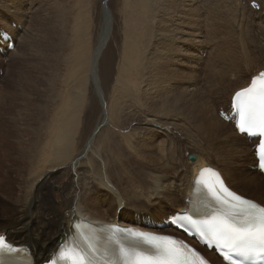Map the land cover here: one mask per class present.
I'll use <instances>...</instances> for the list:
<instances>
[{"label": "rangeland", "instance_id": "1", "mask_svg": "<svg viewBox=\"0 0 264 264\" xmlns=\"http://www.w3.org/2000/svg\"><path fill=\"white\" fill-rule=\"evenodd\" d=\"M39 1L38 0H0V29L2 27L3 19L5 20V18L11 16L16 21H19L17 18H21V23L23 25L22 26L17 25V29H19L20 31L23 29H27V31L28 30L32 31L30 33L31 37H29L28 40L24 43V45L21 47L20 53H18L17 55L18 58L16 57L12 61L9 57L7 58L8 59L7 62H3V60L0 58V68H1L0 71L3 72V73L0 72V107H2L0 109V117H2L0 118V129H1L0 141L2 134L5 133L7 134V136L5 137V139L7 140L6 143H4L3 146L0 145V161H1L0 179H1V184L3 183L4 189L6 188L5 185L9 184L11 187L14 186L13 191H16L18 193L16 198H19V202L21 203H19V205H16V210H18L19 208L22 209L29 203L30 199L34 195V192L36 191L37 182L40 183L42 178H44V176H41L42 178L39 177V179L34 178L35 180L34 179H33L34 181L32 180L33 181L32 184L29 183V185L31 186L29 187L28 185L27 186L28 188L25 187L24 189H21L18 187V186L24 187L26 185V178L29 175L27 172L29 170L28 167L25 168L20 175L16 174L18 172V169L15 168L18 165V151L23 145V142L25 141L26 138L25 134L27 130L36 131L41 129L40 133H42L43 137H45L48 131V128L47 127L45 128V124H47L48 119L51 116L52 117L61 116V118L66 116L65 114L63 115V112L66 111L68 105H71V100L73 96H81L83 94L87 95L86 97H84L85 99H83V101L86 100L87 102L86 103L83 102L84 106L82 108L83 110L81 111V116L79 120L80 128L78 129V133H77L79 135L78 136L76 135L78 153L81 151V149H83V147H85L87 142L94 136V134L98 130L97 136L99 137L98 138L96 137V142L98 143L95 142L93 145L94 149L92 148V150L96 154L93 153V151L91 150L88 151V154L86 155L87 157L84 156L83 158L79 159V161L83 163V166L85 168H89L88 172L94 171L93 175H91V178L89 176L85 179L81 178V180L83 181L80 180L79 185H77L76 187L77 190L76 192L79 195V198L80 197L82 198L84 196L89 200L91 199L90 202L93 205H104V204L109 205L111 203L113 204L114 202L115 209H117L118 204H122V202L124 203L126 202L131 207L134 206H137L139 208L146 207L147 199H151V197L153 196L152 194L154 189L153 178L155 176L164 177L168 175H175L177 173L178 168L181 167L182 164L192 163V161L189 159V155L191 154H197L198 157H200L203 160L208 159L214 164L223 166L222 163L225 161V159L221 157V154L222 152H224V150H226V148L228 147V140L230 142L231 139L229 137L228 140L227 139L223 141L214 140L213 137H210L208 135L206 129H204L206 128V125L203 123V121L201 122V120L204 114L209 117L210 107H211L210 109L212 110L214 107L220 106L219 108L220 111L222 107L226 108L229 105V97L227 95L228 92L233 87L235 81V80H230L229 78L231 75L230 73L234 69L224 74L223 79L220 82H217V85H216V79L214 80L213 77L219 74V72L224 70V67L229 63L233 53L237 51V53L240 55L242 62V65L240 66H242L243 68L249 65L251 66L259 65L260 67L262 66L263 62L262 63L259 62L260 59L263 60V53L261 52L262 39L261 38L259 39L260 35L257 33L258 31L264 33V23L261 22V20H259L261 16L264 17V4H263L264 0L262 1L235 0L236 3L233 2L234 0H230V1L229 0L228 1L227 0L224 1L223 0H182L180 3L179 10H177L178 8H176L175 12H174V8L171 5L174 0L173 1L169 0L171 1L169 2V4H167L168 0H158V1L149 0L150 2H152V4L148 1H147L148 4H146V0L144 1L138 0L139 3L136 1L137 4L135 3V0L134 2H132L133 0L130 1L129 0H39ZM156 2H163V3L160 4L157 3L159 4L157 5ZM134 3L137 6H139L138 10L139 11L142 10L141 12L136 10L138 7H135ZM140 3L142 7L141 5H138ZM223 3L232 6L231 10L229 9L228 11L229 13L221 12L222 10L221 7L224 5ZM231 3L232 4L234 3L235 5L234 4L231 5ZM126 4H128V6ZM144 4L152 8L156 4L157 6L153 8V11H156L155 8L158 9L157 7L159 6L161 7V8L159 7L157 12H155L157 14L156 15L157 17H155V19L153 18L155 14L151 10L152 8L149 9L148 7H145ZM163 4L165 5V7H162ZM132 6H134V8ZM143 6L145 7L146 11L151 10L150 13L149 11L146 12ZM131 7L132 10L129 9ZM170 8H172L173 12L171 11ZM107 11L110 13L112 18V27L109 26V30L107 33V35L110 38L108 37V39L104 40L105 36H103L102 39L100 35H102L101 33H102L103 23L105 22L106 18H109V16L107 15ZM130 12L131 14L134 12V15L132 14L134 17L130 15ZM135 13H137L136 16L139 14H140L139 16H141V18L137 16L138 20H140L139 23L141 24V27H143L141 28V32L139 29L140 24L134 22V21H138L136 20L137 18L135 17ZM147 13H149L148 16L152 15L151 17L154 20L150 19L149 21H147L148 20L146 18ZM163 13H165V15ZM171 13L172 14L175 13V15L177 14L178 18L171 19V15H172ZM226 13L228 15H226ZM131 16L133 17V19L135 18L134 21L131 18ZM225 16H227L229 20L230 19L232 20L229 21L227 18H225L226 20H228L227 23L226 21L223 20L224 18H222ZM35 17H36V22H35L36 24L34 25L33 23ZM218 17L219 18L221 17L222 21L221 18L218 19ZM157 18L160 19L161 22ZM215 18L218 19L219 21L216 20ZM165 19L170 20L169 25L171 24V22L172 24L174 23V25L169 26L168 23H165V21H167ZM126 22L128 24L130 22L131 23L130 25H128L126 24ZM232 22L235 23L232 24ZM162 23L165 24L166 26L163 25ZM225 23H227L228 26ZM147 24H149V26ZM217 24L219 26H217ZM131 25L134 27V29H132ZM225 25L227 27H224ZM128 26H131L130 30H128L129 29ZM152 26H154L153 29L151 28L152 31H150L151 29L147 30ZM137 27L139 29L137 30L138 32L136 31ZM144 27L146 33L145 30H143ZM175 29H177L178 31L177 30L175 31ZM59 30H63V31L60 38V43H58V46L56 48V44L58 42L57 34ZM158 30L159 32H161L160 34L162 35V37L159 34ZM128 31H132V33ZM142 31L145 33L144 34L145 36L143 35ZM163 31L164 33H162ZM169 31L171 34L169 33ZM152 32L153 33L157 32L159 35L157 33L154 35ZM151 33L152 35L155 36L156 40L154 39V36L151 35ZM174 33H176V37L174 36ZM135 35H139L140 37ZM236 35L238 37L237 40L239 42H240L239 39H242L243 41L242 43L240 42L241 50L243 48H247L250 50L248 56H245L244 53L239 50L238 41L235 40ZM170 36L172 38H170ZM136 37H138L139 40ZM146 37L152 40V41L149 40L150 43L148 44L145 43ZM134 38L136 39V42ZM101 41L102 42L104 41L106 44L102 45V51L99 50L100 54H99V59L97 61V64L99 66V72L98 70H96V75L98 76L96 80V82L98 83L97 85L96 83H94L95 81L93 82L91 79L89 81V77L88 78L84 77L86 78V79L83 78L85 81L83 79L81 80L80 78L84 76L82 75L83 73L84 74L88 73V71L85 70H88L87 68L89 67L91 54L94 55L96 54V52L98 51V46L100 44L99 42ZM160 41L162 42V44H159ZM166 41L169 42L168 45L165 44ZM132 42H134L133 45ZM140 43L141 44L143 43L142 46ZM146 45L148 47L149 45L152 47H149L150 49H148ZM231 46L235 50L230 48ZM55 48L58 50L57 58H56V53H54ZM145 48H147L145 52L146 57L148 56L147 58L149 59V56L151 55L150 56L151 62H149V60L146 57L145 59L143 56H141V54L145 51ZM199 49L200 51L197 52ZM155 50L156 52H154ZM231 51L232 53H230ZM226 55H229L230 58L229 56ZM254 56H257L259 60L255 61ZM7 59H5V61ZM143 60L145 61L148 60V62H145ZM155 61L156 62L159 61V62L156 63V65L153 64L151 66V67H155L153 68L154 69L153 70L148 65H151ZM142 62H144V64L147 63V67H145L144 64H139ZM138 65L140 66L143 65L145 67L143 70L147 68L146 69L147 71L141 72L142 70L140 69L143 66L137 67ZM54 66L58 70L57 72V77H59L58 80L55 79V77L53 79L52 76L54 72ZM124 66L125 68L127 66V69L123 70L122 67L124 68ZM163 66L165 67V69ZM151 69L153 71H151ZM7 70H10V72ZM126 70L128 72V75L126 73ZM121 72L126 74L128 77H126V75H123V73ZM168 74L169 76L171 75L170 78ZM150 75L151 77H149ZM139 76L142 77L140 78ZM122 78L125 80L126 79L129 80V81L126 80L128 82L127 86H125L126 81L120 80ZM151 78L153 79V81L154 80L156 81L159 80V81L157 82L154 81V84H151L150 82H153ZM161 78L164 79L162 80ZM116 81H119V88L121 89V90L119 89V91L122 92L120 94L119 92L118 93L115 92L116 95H114V89L112 88H114ZM122 81H124L123 84ZM159 84L160 86L162 85L161 88ZM98 86H101V89L103 91L102 94L100 92L98 93L99 91V89H97L99 88ZM44 88H48V95H50L51 97L50 100H47L48 95L46 92H44ZM123 89L124 91L129 90L128 93L127 91L124 92ZM85 90L86 92H84ZM58 93H61V97L63 96V98H60L61 100L58 99L59 98ZM124 93H127L128 95ZM204 93L206 94V96ZM130 94L132 95V97ZM57 95L58 98L56 97ZM101 95L104 96V98L100 97ZM117 95L120 98H118ZM2 96L4 97L3 99H1ZM124 97L125 99H123ZM111 98L113 99L111 100ZM117 98L120 99V101ZM69 100L70 102H67ZM145 100L148 101V104L147 101ZM107 101L108 103L109 101H111L109 103L110 122H111V123L109 122L108 125L109 128L107 127V125L106 126H102V124L99 125L101 116L105 112L104 109L102 108H104V105L106 104ZM154 101L156 102L154 103ZM62 102L64 103V105ZM113 102H115L116 104ZM125 102H127L129 105ZM110 104H111V108H110ZM209 104L210 105L212 104V106H208ZM128 106H130L131 108ZM59 108L62 110H60ZM118 108L120 109L124 108V109L120 110ZM168 109L171 111H169ZM134 110H136L135 111L136 113H133ZM121 111H123L125 114L124 113L121 114ZM113 113L117 115L114 116L112 115ZM119 114H121L120 115L121 117L118 116ZM165 114L167 115L165 116ZM35 116H39L38 118L39 121L37 120L36 122L33 119ZM144 116L154 117L155 119H157L156 121L159 122L158 124L161 125L155 127L157 129L154 128L151 129L145 127V125L143 124ZM111 117L115 119L111 120ZM43 119H45L44 120L45 124L44 125L39 124V122H42ZM139 120L142 123H140ZM52 121L53 120L49 121L50 124ZM64 123H65L64 121L61 122V124ZM118 124L120 126H118ZM226 124L227 126H229L228 123ZM134 125H136L135 129L133 128ZM100 126L102 127L99 128ZM229 127L232 128L231 126ZM136 128H138L137 131ZM106 129H112L113 130V131L111 130L112 135L109 134L107 135L105 133ZM60 130H62V128H60ZM129 130L130 132H128ZM60 134L61 133H59V135ZM141 139L142 141H140ZM148 144L149 147L150 145L151 146L153 145L151 147V149L153 150H151L148 147ZM140 145L143 148H145L146 146V148L144 149L145 151ZM97 152H100L101 155L99 153L100 156H98ZM102 156H104L105 160H103ZM7 160L9 161L8 164L6 163ZM87 161H89V163ZM156 161L159 163H157ZM53 166L52 167L48 166V168H46V171L48 172V170H52V168L54 170V172L52 173L55 174V177L53 181L49 183L50 186L48 188L52 197L51 199L56 202L57 199L54 196L55 192L60 190L62 184L68 183L66 172L68 173L69 171L70 173L69 178H71V180L74 174L72 173L71 169H66L65 167H63L62 164H57L56 167L55 165ZM91 166H93L94 169ZM101 167L105 168V170L102 169ZM96 168L101 172H99ZM241 169H245L246 171L247 169H249V165L247 161H246V165L241 166ZM96 172H99V174H97ZM52 173H49L47 177L50 178L52 176ZM102 173L105 174V177L102 176L103 175ZM64 176L66 178H64ZM100 177L101 180L99 179ZM105 178H107L106 180L109 181L110 184L116 189V193L107 190L105 186H103V184L106 183ZM37 179L40 181H38ZM94 180H96V182L100 181L101 183L100 182L98 183H100L101 185L97 184ZM87 183L90 184L87 185ZM11 184H13V186ZM26 188L28 189V191ZM82 188L85 190H83ZM84 191H89V192H84ZM31 192L32 194H30ZM87 193L88 195H86ZM245 193L251 196L252 195L256 196V193L254 192L251 193V190L249 191L247 190ZM25 198L27 201L25 200ZM117 199H120L122 202L116 201ZM0 203L7 204L8 201L2 198L0 200ZM9 205H11L10 202ZM102 211L104 212L103 209Z\"/></svg>", "mask_w": 264, "mask_h": 264}, {"label": "bare ground", "instance_id": "2", "mask_svg": "<svg viewBox=\"0 0 264 264\" xmlns=\"http://www.w3.org/2000/svg\"><path fill=\"white\" fill-rule=\"evenodd\" d=\"M39 1V0H38ZM130 1V0H129ZM136 1L139 3L138 0H135V3ZM144 1V0H143ZM150 2L149 0H146V4ZM158 1V0H156ZM173 1V0H172ZM182 0H174L173 3L171 4L172 7L174 8V12H175V9L178 8L177 10H179L180 8V3H181ZM224 1V0H223ZM222 1V2H223ZM228 1V0H227ZM226 1V2H227ZM230 1V0H229ZM262 1V0H261ZM40 2V1H39ZM134 2V0L132 1ZM155 2V1H153ZM169 2L171 1H167V4H169ZM221 2V1H220ZM235 2V0L233 1ZM134 3V4H135ZM144 3V2H143ZM152 4V2H150ZM157 3H163V2H156ZM230 3V2H229ZM236 3V2H235ZM258 3V2H257ZM261 3V2H260ZM33 4V3H32ZM137 4V3H136ZM135 4V7H138L136 10L139 11V6H137ZM146 4L145 7H148ZM159 5V4H157ZM165 4V3H164ZM163 4L162 7H165V5ZM224 5H226V3H223ZM234 4V3H233ZM231 3V5H233ZM263 4H264V1H263ZM128 6V4H126ZM125 5V6H126ZM130 5V4H129ZM138 5H141L138 4ZM154 5V4H153ZM216 5V4H215ZM223 5V6H224ZM235 5V4H234ZM43 6V5H42ZM152 6V5H151ZM154 6V7H155ZM221 6V5H220ZM221 7L222 10L221 12H228L229 9L231 10L232 6L230 5H226L224 7ZM40 7V6H39ZM134 8V6H132ZM132 7L129 8L132 10ZM142 7V5H141ZM144 7V6H143ZM144 7V9H145ZM153 7V8H154ZM160 7V6H159ZM159 7H157L159 9ZM3 8V7H2ZM149 9H151L152 7H148ZM147 8V9H148ZM153 8L151 9L153 11ZM161 8V7H160ZM167 8V7H166ZM217 8V7H216ZM219 8V7H218ZM38 9V8H37ZM128 9V8H127ZM141 9V8H140ZM143 9V8H142ZM155 8L156 11H153L155 16L153 17L155 19V17H157L156 13L157 10ZM171 11H172V8H170ZM150 10V11H151ZM163 10V9H162ZM169 10V9H168ZM218 10V9H217ZM127 11V10H126ZM130 11V10H129ZM142 11V10H141ZM139 11V12H141ZM146 11V9H145ZM143 11V12H145ZM149 10H147L146 12H148ZM149 11V13H150ZM20 12V11H19ZM136 12V11H135ZM164 12V11H163ZM166 12V11H165ZM169 12V11H168ZM173 12V11H172ZM217 12V11H215ZM257 12V11H256ZM48 13V12H47ZM106 13V12H105ZM146 15V18L148 19L147 21H149L150 19L152 20L153 18L151 16H148V14ZM159 13V11H158ZM229 13V12H228ZM233 13V12H231ZM260 13H263V12H260ZM36 14V13H35ZM129 14V13H128ZM134 15V12L132 13ZM131 12H130V15H132ZM137 13H135V17L137 18L141 16L137 15ZM165 15V13H163ZM172 14V13H171ZM212 14V13H211ZM21 15V13H20ZM132 15V16H133ZM142 15H145V14H142ZM162 15V14H161ZM167 15V14H166ZM220 15V14H218ZM224 15V14H222ZM226 15H228L226 13ZM231 15V14H230ZM128 16V15H127ZM131 16V18L133 19V17ZM176 16V17H175ZM234 16V15H233ZM2 17V16H1ZM34 17V16H33ZM160 17V16H159ZM145 18V17H144ZM143 18V19H144ZM145 18V19H146ZM167 18V17H166ZM170 18V17H169ZM174 18H178V15L175 13L171 15V19H174ZM221 18V17H220ZM218 17V19H220ZM224 18L223 20L226 21L228 23V20L229 18H227V16L225 17H222ZM222 18H221V21H222ZM225 18H227L228 20H226ZM234 18V17H233ZM19 21H16L15 19H13L11 16H8L7 18H5V20L3 19V23H2V27L1 28H4L6 30H8L7 32H9L10 34H12L13 36V40L15 41V46H14V49L13 50H6V54L4 56H2V60L3 62H7L8 59L10 57V59L13 61L18 53H20V49L21 47L24 45V43L28 40L30 36V33L32 32L31 30H28L27 29H23V30H19L17 28H14L12 27L13 26V23H16L17 25H23L21 23V18H17ZM130 19V18H129ZM142 19V20H143ZM144 19V20H145ZM153 19V20H154ZM158 19V18H157ZM216 19V18H215ZM216 19V20H218ZM112 20V19H111ZM128 20V18H127ZM135 20V18L133 19V21ZM138 20V18L136 19ZM160 20V19H158ZM167 20V19H165ZM232 19H230L229 21H231ZM234 20V19H233ZM259 20H261V22L264 23V17H260ZM33 21V20H31ZM131 21V22H133ZM163 21V19H162ZM173 21V20H172ZM215 21V20H214ZM219 21V20H218ZM220 21V23H221ZM36 17L34 19V25L36 24ZM128 22V21H127ZM126 22V24H128ZM130 22V23H131ZM135 23H139L140 20L138 21H134ZM156 22V21H155ZM154 22V23H155ZM161 22V20H160ZM258 22V21H257ZM256 22V24H257ZM130 23L128 25H130ZM134 23V25H135ZM148 23V22H147ZM151 23V22H149ZM157 23V22H156ZM164 23V22H163ZM162 23V24H163ZM165 23H170V20H167L165 21ZM225 23V24H227ZM235 23V22H234ZM232 22V24H234ZM133 24V23H132ZM140 24V23H139ZM138 24V25H139ZM159 24V23H158ZM186 24V23H185ZM184 24V25H185ZM223 24V23H222ZM221 24V25H222ZM231 24V23H230ZM32 25V24H30ZM29 25V26H30ZM33 25V26H34ZM82 25V24H81ZM149 26V24H147ZM156 25V24H155ZM165 25V24H163ZM162 25V26H163ZM174 25V23L169 25V26H172ZM213 25V24H212ZM103 28H102V35L101 38L103 39V36H105L104 40L108 39V30H109V26L112 27V21H110V18H106L105 22L103 23ZM132 26V25H131ZM131 26H128L130 30ZM151 26V25H150ZM166 26V25H165ZM164 26V27H165ZM189 26V25H188ZM210 26V25H209ZM217 26H219L217 24ZM223 26V25H222ZM221 26V27H222ZM228 26V24H227ZM226 25L224 27H227ZM32 27V26H31ZM136 27V26H135ZM139 27V26H138ZM137 30L140 29V32H141V24H140V28ZM154 26L148 28L147 30L149 29H153ZM156 27V26H155ZM62 28V27H61ZM208 28V27H206ZM210 28V27H209ZM230 28V27H228ZM233 28V27H231ZM32 29V28H31ZM132 29H134V27L132 26ZM152 29L150 31H152ZM155 29V28H154ZM160 29V28H159ZM173 29V28H172ZM214 29V27H213ZM113 30V29H112ZM145 30V27L144 29ZM165 30V29H164ZM167 30V29H166ZM169 30V29H168ZM177 29H175L176 31ZM235 30V29H234ZM27 31V32H26ZM62 31L63 30H59L58 31V34H57V44H56V48L58 46V43H60V38H61V35H62ZM135 31V32H136ZM149 31V33H150ZM162 31V30H160ZM172 31V30H170ZM169 31V33H170ZM178 31V30H177ZM26 32V33H25ZM112 32V31H111ZM130 33H132V31H128ZM138 32V31H137ZM136 32V33H137ZM143 32V31H142ZM155 32V31H154ZM159 32V30H158ZM216 32V31H215ZM24 33V34H23ZM134 33V32H133ZM135 33V34H136ZM145 33H146V30H145ZM143 32V35L145 34ZM148 33V32H147ZM153 33V32H152ZM151 33V35H152ZM157 33V32H156ZM156 33H153L154 35ZM161 32H159L160 34ZM164 33V31L162 32ZM166 33V32H165ZM173 33V32H172ZM233 33V31H232ZM235 33V32H234ZM23 34V35H22ZM139 34V33H138ZM141 34V33H140ZM158 34V33H157ZM158 34V35H159ZM171 34V33H170ZM169 34V35H170ZM189 34V33H187ZM260 35L259 39L261 38L262 39V50L261 52L263 53V60L260 59L257 57V56H254V60L255 61H258L260 63H262V66L260 67L259 65H254V66H247V67H242L240 65H242V62H241V57L240 55L237 53V51L235 53H233L229 63L224 67V70L219 72V74H217L216 76L213 77V79L215 80L216 79V85H217V82H220L223 77H224V74H226L227 72L231 71L232 69H234L230 74V80H235L234 81V85L233 87L231 88V90L228 92V97H229V104L231 103V98L233 96V94L238 91V90H241L243 88H245L249 82L251 81L252 77L256 76V75H259L260 73L264 72V33L261 32V31H258V33ZM107 35V36H106ZM132 35V34H131ZM152 35V36H154ZM161 35V34H160ZM167 35H168V32H167ZM233 35V34H232ZM134 36V35H133ZM135 36H139V35H135ZM142 36V35H141ZM145 36V35H144ZM143 36V37H144ZM148 36V34H147ZM166 36V35H165ZM174 36L176 37V33H174ZM140 37V36H139ZM150 37V36H149ZM162 37V35H161ZM168 37V36H167ZM21 38V39H20ZM110 38V37H109ZM138 38V37H136ZM142 38V37H141ZM152 38V37H151ZM166 38V37H165ZM170 38H172L170 36ZM234 38V37H232ZM237 35H236V41L237 40ZM101 39V40H102ZM131 39V38H130ZM133 39V38H132ZM154 39H155V36H154ZM159 39V38H158ZM157 39V40H158ZM164 39V38H163ZM135 42H136V39L134 38ZM133 40V41H134ZM139 40V38H138ZM137 40V41H138ZM142 40V39H140ZM149 38L146 37L145 38V43L148 44L150 43L149 42ZM156 40V39H155ZM171 40V39H170ZM240 42L242 43V39H239ZM99 41V40H98ZM144 41V40H143ZM152 41V40H150ZM131 42V40H130ZM141 42V41H140ZM161 42V41H160ZM159 44H162V42ZM217 42V41H216ZM240 42L238 41V46H239V50L241 52L244 53L245 56H248L249 55V52L250 50L247 49V48H243L241 50V47H240ZM252 42V41H251ZM100 43V44H99ZM99 46H98V51L96 52V54H91V58H90V62H89V67L87 68L88 70H85V71H88V73L86 74H82L84 75L82 78H80L81 80L86 77L88 78L89 77V81L90 79L96 83L98 85V83L96 82L97 80V75H96V70H98L99 72V66L97 64V61L99 59V54H100V51H102V45L103 44H106L104 41L102 42H99ZM168 41L165 42V44L168 45ZM134 44V42H132V45ZM137 44V43H136ZM139 44V43H138ZM141 44V43H140ZM143 44V43H142ZM141 44V46H142ZM235 44V43H233ZM9 45V41H6L4 42V48L7 49V46ZM131 45V46H132ZM158 45V44H157ZM170 45V44H169ZM230 45V44H229ZM106 46V45H104ZM147 46V45H146ZM145 46V47H146ZM154 46V45H153ZM171 46V45H170ZM149 47H152L149 45ZM148 46L147 48L150 49ZM172 47V46H171ZM228 47V45H227ZM55 48L54 50V53H56V58L58 56V50ZM131 48V47H130ZM145 48V51L141 54V56H143L144 58L146 57V49ZM170 48V47H169ZM232 48V46L230 47ZM234 49V48H232ZM143 50V49H142ZM161 50V49H160ZM228 50V49H227ZM235 50V49H234ZM22 51V50H21ZM153 51V50H152ZM158 51V50H157ZM163 51V49H162ZM200 49L197 51L199 52ZM148 52V51H147ZM156 52V50L154 51ZM173 52V51H172ZM229 52V51H228ZM63 53V52H62ZM149 53V52H148ZM147 53V54H148ZM151 53V52H150ZM167 53V52H166ZM232 53V51L230 52ZM133 54V52H132ZM152 54V53H151ZM150 55V54H149ZM156 55V54H155ZM160 55V54H159ZM172 55V54H171ZM205 55V54H204ZM133 56V55H132ZM151 56V55H150ZM150 56H149V62L150 61ZM170 56V55H169ZM226 56H229V55H226ZM159 57V56H158ZM204 57V56H203ZM18 58V57H17ZM142 58V59H144ZM145 58V59H146ZM230 58V56H229ZM5 59H7L5 61ZM132 59V58H131ZM134 59V57H133ZM140 59V58H139ZM158 59V58H157ZM156 59V60H157ZM162 59V58H161ZM169 59V58H167ZM145 61V62H148ZM155 60V59H154ZM127 61V60H126ZM139 61V60H138ZM142 61V60H141ZM140 61V62H141ZM153 61V60H152ZM220 61V60H219ZM159 62V61H158ZM158 62H154L152 63L151 65H148V66H152L153 64L156 65V63ZM166 62V61H165ZM12 64V63H11ZM131 64V63H130ZM139 64H144V62L142 63H139ZM133 65V64H132ZM164 65V64H163ZM169 65V64H168ZM193 65V64H192ZM11 66V65H10ZM140 65H138L137 67H139ZM143 66V65H142ZM140 66V67H142ZM145 67H147V63L144 64ZM142 67L140 70H142L141 72H144V71H147L146 69L143 70L145 67ZM158 66V65H157ZM135 67V66H134ZM136 67V69H137ZM164 67V66H163ZM168 67V66H166ZM10 68V67H9ZM149 68V67H148ZM152 69L155 68V67H151ZM123 70L127 69V66L125 68L122 67ZM135 69V70H136ZM151 69V71H153ZM165 69V67H164ZM1 70V68H0ZM11 70V69H10ZM10 70H7L10 72ZM121 70V71H123ZM134 70V69H133ZM84 71V72H85ZM57 68L54 66V72L52 74L53 76V79L55 77V79L58 80L59 77H57ZM80 72V71H79ZM97 72V73H98ZM125 72V71H124ZM159 72V71H158ZM170 72V71H168ZM8 73V72H7ZM123 73V72H121ZM126 73L128 75V72L126 70ZM146 73V72H145ZM156 73V72H155ZM173 73V72H172ZM88 74V75H87ZM161 74V73H159ZM171 74V73H170ZM86 75V76H85ZM123 75H126L123 73ZM126 75V77H128ZM139 75V73H138ZM142 75V74H141ZM152 75V74H151ZM151 75L149 77H151ZM163 75V74H162ZM160 75V76H162ZM167 75V74H166ZM173 75V74H172ZM146 76V75H145ZM155 76V75H154ZM159 76V75H158ZM169 76V74H168ZM171 76V75H170ZM169 76V78H170ZM57 77V78H56ZM125 77V78H126ZM140 77V76H139ZM142 77V76H141ZM140 77V78H141ZM84 78V79H86ZM155 78V77H154ZM157 78V76H156ZM159 78V77H158ZM166 78V77H165ZM83 79V80H84ZM150 79V78H148ZM152 79V78H151ZM162 79V78H161ZM164 79V78H163ZM162 79V80H163ZM79 80V81H81ZM118 80V79H117ZM120 80H124L126 81L125 79H120ZM139 80V79H138ZM141 80V79H140ZM147 80V79H145ZM176 80V79H175ZM182 80V79H181ZM185 80V79H184ZM56 81V80H55ZM85 81V80H84ZM88 81V80H87ZM88 81V82H89ZM122 81V84L123 82ZM129 81V80H127ZM126 81V85L127 86V82ZM153 81V79H152ZM156 81V80H154ZM154 81L153 82H150L151 84H154ZM159 81V80H157ZM156 81V82H157ZM161 81V80H160ZM83 82V81H81ZM87 82V83H88ZM121 83V82H120ZM142 83V82H141ZM148 83V82H147ZM162 83V82H161ZM168 83V82H167ZM86 84V82H85ZM149 84V83H148ZM165 84V83H164ZM166 85V84H165ZM193 85V84H192ZM55 86V85H54ZM122 86V85H121ZM130 86V85H128ZM158 86V85H157ZM160 86V84H159ZM162 86V85H161ZM160 86V88H161ZM46 87V86H45ZM56 87V86H55ZM99 88V91L98 93L100 92L102 94V89H101V86H98ZM123 87V86H122ZM136 87V86H135ZM144 87V86H143ZM147 87V86H146ZM151 87V85H150ZM156 87V86H155ZM168 87V86H167ZM88 88V87H87ZM126 88V87H124ZM96 89V88H95ZM114 95L115 92H119V94L122 92L119 91V81H116L115 83V86L114 88ZM128 89V88H127ZM152 89V88H151ZM158 89V88H157ZM156 89V90H157ZM164 89V87H163ZM121 90V89H120ZM143 90V89H142ZM154 90V88H153ZM52 91V89H51ZM50 91V92H51ZM124 91V89H123ZM128 91L129 90H125ZM124 91V92H125ZM152 91V90H150ZM168 91V90H167ZM195 91V90H194ZM3 92V91H2ZM5 92V90H4ZM44 92L47 93L48 95V88H44ZM65 92V91H64ZM86 92V90L84 91ZM148 92V91H147ZM155 92V90H154ZM158 92V91H157ZM170 92V90H169ZM168 92V93H169ZM192 92V91H191ZM190 92V93H191ZM203 92V91H201ZM62 93V92H61ZM61 93H58L59 94V98H58V95L56 96L58 99L60 98H63V96L61 97ZM127 93H124V94H127ZM142 93V92H141ZM184 93V92H183ZM187 93V92H186ZM185 93V94H186ZM123 94V93H122ZM145 94V93H144ZM155 94V93H154ZM159 94V93H157ZM199 94V92H198ZM205 94V93H204ZM203 94V95H204ZM46 95V96H47ZM81 95V96H73L72 97V100H71V105H68L67 109L65 112H63V115L65 114L66 116L62 117L61 116H51L48 121H47V124L44 123V120L42 122H39V124L41 125H44L45 124V128L47 127L48 128V131H47V135L45 137H43V134L40 133L41 129L40 130H36V131H32V130H27L25 136V141L23 142V145L21 146V148L19 149L18 151V165L15 167L18 169V172L16 174H21L25 168H29V170L27 171L29 175L31 176H27L26 178V185L24 187H20L18 185L19 188L21 189H24L25 187H27L29 185V183L32 184V182L35 180L34 178H38L41 177V176H44V178H40L41 182L38 183L37 182V187H36V191L34 192V195L33 197L30 199L29 203L23 207L22 209H18L16 210V205H19V198H16L18 193L16 191H13V184H11L13 187H11L9 184L5 185V187L7 188H3V183L1 184V179H0V200L3 198L5 200L8 201L7 204H4V203H0V233H5L6 235H8V239L12 242H15L17 245H24V246H30L33 250V256H34V259L35 261L38 263V262H41V261H44V260H47L53 251L56 250V248L58 247V244L63 241L65 239V237L72 231V224L74 223L75 220L79 219V218H85V219H88V220H92V221H95V222H103V223H120V224H123V225H136V226H139V227H146L144 225L145 221L148 219V218H151L152 220L156 221V222H163L165 219L168 218V216L170 214H173V213H176V212H179L181 210H186L189 206V201H190V198H191V193H192V189H193V180L195 178V176L197 175V173L199 172L200 169L204 168V167H214V168H217L220 170L221 174L224 176L225 180H226V183L227 185L232 189L234 190L235 192L237 193H240L241 195L247 197V198H250L256 202H258L259 204H261L262 206H264V174H262L260 171H258L256 169V165H257V161L255 159V150H252V147L254 145L257 144L258 140H252L250 141L246 135H240L234 124L231 123V122H224V120L220 117L219 115V108L220 106L218 107H214L212 110L209 108L210 110V113H209V117L207 115L204 114V116H202V120L201 122L203 121V123L206 125V131L208 133V135L210 137H213L214 140H228V138L230 137L231 141L229 142L228 140V147L226 148V150H224V152H222L221 154V157L225 159V161L222 163L223 166H219L217 164H214L212 163L211 161H209L208 159L206 160H203L201 159L200 157H198L197 155V158L195 161H192L191 164H182L181 167L178 168L177 170V173L175 175H168V176H155L153 178V185H154V189H153V196L151 197V199H147L146 201V207L144 208H139L137 206H134V207H131L128 205V203H124L122 202L120 199H117L116 201H121L122 204H118V208L115 209V206H114V202L113 204H104V205H93L91 204L90 200L87 199L86 197H80L79 198V195L77 194V190H76V187L77 185H79L80 183V180L81 178H87L88 176L91 178V175H93V172H88V169L89 168H85L83 166V163H81L79 161L80 158H83L84 156H86L88 154V151H91L92 148H93V145L94 143L96 142V137L98 138L99 136H97V132L94 134V136L87 142V144L85 145V147H83V149H81V151L78 153L77 152V136L79 134L78 133V129L80 128L79 126V120H80V116H81V111L83 110V102H87L86 100L83 101V99H85L84 97H86L87 95ZM128 95V94H127ZM131 95V94H130ZM129 95V96H130ZM143 95V94H142ZM5 96V95H4ZM52 96V95H51ZM110 96V95H109ZM113 96V94H112ZM118 96V95H117ZM116 96V97H117ZM124 96V95H123ZM122 96V97H123ZM148 96V95H147ZM151 96V94H150ZM165 96V95H164ZM191 96V95H190ZM206 96V94H205ZM50 95L47 96V100H50L51 97ZM100 97H103L104 96H100ZM132 97V95H131ZM156 97V96H155ZM159 97V96H158ZM202 97V96H201ZM4 97L2 96L1 99H3ZM118 98H120L118 96ZM117 98V99H118ZM130 98V97H129ZM145 98V96H144ZM154 98V97H153ZM164 98V97H163ZM110 99V98H109ZM113 98H111L112 100ZM125 99V97L123 98ZM147 99V98H146ZM151 99V98H150ZM157 99V98H156ZM160 99V98H158ZM61 100V99H60ZM120 101V99H118ZM117 100V101H118ZM144 100V99H143ZM149 100V99H148ZM147 101V100H145ZM151 101V100H150ZM163 101V100H162ZM2 102V100H1ZM4 102V100H3ZM55 102H58V101H55ZM67 102H70L67 101ZM111 101H109L110 103ZM116 102V101H115ZM113 102V103H115ZM144 102V101H143ZM156 101H154L155 103ZM158 102V101H157ZM63 103V102H62ZM103 103V102H102ZM101 103V104H102ZM109 103L108 101L106 102V104L104 105V113L102 114L101 116V119H100V123L99 125L102 124V126H106L108 127L109 125V122H110V111H109ZM119 103V102H118ZM127 103V102H125ZM131 103V102H130ZM160 103V102H159ZM37 104V103H36ZM116 104V103H115ZM128 104V103H127ZM133 104V103H132ZM147 104H148V101H147ZM64 105V103H63ZM122 105V104H121ZM124 105V104H123ZM129 105V104H128ZM145 105V103H144ZM155 105V104H153ZM3 106V104H2ZM126 106V104H125ZM132 106V105H130ZM128 106V107H130ZM152 106V105H150ZM208 106H212V104L208 105ZM63 107V106H62ZM124 107V106H123ZM135 107V106H134ZM137 107V106H136ZM155 107V106H153ZM157 107V106H156ZM2 107H0L1 109ZM110 108H111V104H110ZM131 108V107H130ZM133 108V107H132ZM139 108V107H138ZM150 108V107H148ZM223 108V107H222ZM60 109V108H59ZM65 109V108H64ZM120 109V108H118ZM124 109V108H123ZM123 109H120V110H123ZM137 109V108H136ZM62 110V109H60ZM128 110V109H127ZM169 110V109H168ZM206 110V109H205ZM117 111V110H116ZM129 111V110H128ZM136 110L133 111V113H136L135 112ZM171 111V110H169ZM113 112V111H112ZM119 112V111H118ZM117 112V114H118ZM126 112V111H125ZM132 112V111H131ZM149 112V110H148ZM173 112V111H172ZM124 113L123 111H121V114ZM130 113V112H129ZM128 113V115H129ZM153 113V112H152ZM151 113V114H152ZM58 114V113H57ZM116 114V115H117ZM121 114H119L118 116H120ZM125 114V113H124ZM127 114V113H126ZM138 114V113H137ZM53 115V114H52ZM112 115L116 116L115 113H113ZM135 115V114H134ZM167 114H165L166 116ZM123 116V115H122ZM140 116V115H139ZM138 116V117H139ZM153 116V115H152ZM158 116V115H157ZM170 116V115H169ZM121 117V116H120ZM2 118V117H0ZM39 116H35L33 119L37 122V120L39 121ZM123 118V117H122ZM129 118V117H128ZM112 119H115V118H112L111 117V120ZM120 119V118H119ZM117 119V120H119ZM50 120H53L50 124ZM130 120V119H129ZM137 120V119H136ZM157 119H155L154 117H150V116H147V117H143V124L145 125V127L147 128H154V129H157L155 127L157 126H160L156 121ZM64 121L65 123L64 124H61V122ZM124 121V120H123ZM140 121V120H139ZM49 122V123H48ZM113 122V121H112ZM118 122V121H117ZM137 122V121H136ZM134 122V123H136ZM81 123V122H80ZM111 123V122H110ZM140 123H142L140 121ZM139 123V124H140ZM229 124V126H231L232 128H230L229 126H227V124ZM50 124V125H49ZM105 124V125H104ZM122 124V123H121ZM98 125V126H99ZM113 125V124H112ZM102 126H100L99 128H101ZM111 126V125H110ZM118 126H120L118 124ZM124 126V125H123ZM135 126H133V128L135 129ZM138 126V125H137ZM141 126V125H140ZM113 127V126H112ZM60 128H62V130H60ZM109 128V127H108ZM96 129V128H95ZM103 129V128H102ZM113 129V128H112ZM112 129H106L105 130V133L108 135H112V132L111 130ZM128 129V128H126ZM138 128H136V131H137ZM44 130V129H43ZM47 130V129H45ZM117 130V128H116ZM122 130V129H121ZM131 130V129H130ZM130 130L128 132H130ZM144 130V129H142ZM146 130V129H145ZM1 131V129H0ZM100 131V130H99ZM104 131V130H103ZM113 131V130H112ZM118 132V131H117ZM133 132V131H131ZM135 132V131H134ZM140 132V131H139ZM146 132V131H145ZM148 132V130H147ZM146 132V133H147ZM165 132V131H164ZM5 133V132H4ZM59 133H61L59 135ZM116 133V132H115ZM137 133V132H136ZM141 133V132H140ZM166 133V132H165ZM203 133V132H202ZM117 134V133H116ZM77 135V136H76ZM99 135V134H98ZM136 135V134H135ZM151 135V134H150ZM7 136V134H2V137H1V141H0V145L3 146L4 143H6V139L5 137ZM106 136V135H105ZM102 137V136H101ZM104 138V137H103ZM205 138V137H204ZM108 139V138H107ZM40 140V141H39ZM99 140V139H98ZM104 141V140H103ZM103 141H102V144H103ZM111 141V140H109ZM116 141V140H115ZM137 141V140H136ZM142 141V139L140 140ZM153 141V140H152ZM79 142V141H78ZM144 142V141H143ZM141 142V143H143ZM151 142V141H150ZM210 142V141H209ZM98 143V142H96ZM148 143V142H147ZM152 143V142H151ZM214 143V142H213ZM216 143V142H215ZM150 144V143H149ZM149 144H148V147H149ZM158 144V143H157ZM222 144V143H221ZM45 148H44V146ZM96 145V144H95ZM142 145V144H141ZM140 145V146H141ZM145 145V144H143ZM108 146V145H107ZM139 146V147H140ZM153 146V145H152ZM150 145V149L152 147ZM156 146V145H155ZM154 146V147H155ZM216 146V145H215ZM214 146V147H215ZM98 147H101V146H98ZM142 147V146H141ZM140 147V148H141ZM212 147V146H211ZM3 148V147H2ZM105 148V146H104ZM143 148V147H142ZM141 148V149H142ZM146 148V146H145ZM143 148V150L145 149ZM156 148V147H155ZM224 148V147H223ZM94 149V148H93ZM98 149V148H97ZM96 149V150H97ZM100 149V148H99ZM116 149V148H115ZM157 149V148H156ZM213 149V148H212ZM225 149V148H224ZM138 150V149H136ZM140 150V149H139ZM153 150V149H151ZM5 151V150H4ZM93 151V150H92ZM98 151V150H97ZM126 151V150H125ZM145 151V150H144ZM148 151V150H147ZM161 151V150H160ZM214 151V150H213ZM122 152V151H121ZM154 152V151H153ZM93 153H95L93 151ZM100 152H97V155H99ZM147 153V152H145ZM156 153V151H155ZM159 153V152H158ZM2 154V153H1ZM96 154V153H95ZM93 154V155H95ZM150 154H153V153H150ZM160 154V153H159ZM215 154V153H214ZM6 155V154H5ZM77 155V156H76ZM105 155V154H104ZM128 155V154H127ZM149 155V154H148ZM231 155V156H230ZM122 156V154H121ZM157 156V155H155ZM190 156V155H189ZM3 157V156H2ZM87 157V156H86ZM90 157V156H89ZM96 157V156H95ZM103 157V160L104 159V156ZM133 157V156H132ZM151 157V156H150ZM159 157V156H158ZM161 157V156H160ZM99 158V157H98ZM106 158V157H105ZM156 158V157H155ZM171 158V157H170ZM221 158V159H222ZM7 159V158H6ZM162 159V158H161ZM89 160V159H88ZM114 160V159H113ZM148 160V159H147ZM160 160V159H159ZM158 160V161H159ZM98 161V160H96ZM172 161V160H171ZM220 161V160H219ZM246 161L248 162V165H249V169H247V171L245 169H241V166H244L246 165ZM1 162V161H0ZM3 162V161H2ZM89 163V161H87ZM91 162V161H90ZM157 162V161H156ZM162 162V161H161ZM164 162V161H163ZM222 162V161H221ZM220 162V163H221ZM7 164L9 163V161L7 160L6 162ZM71 163V164H70ZM151 163V162H149ZM159 163V162H157ZM3 164V163H2ZM57 164H62L63 167H65L66 169H71L72 170V173L74 174L72 180L71 178H69V171L68 173L66 172V175H67V179H68V183L66 184H62L61 185V188L59 191L55 192L54 196L55 198L57 199V201L55 202L54 200H52L51 198V194L49 192V186H50V182L53 181L54 177H55V174H53L52 172H54L53 168L55 165V167L57 166ZM108 164V163H107ZM163 164V163H162ZM30 165V167H29ZM115 165V163H114ZM158 165V164H157ZM161 165V163H160ZM255 165V167H254ZM48 166L52 167V170H48V172L46 171V168H48ZM61 166V165H59ZM155 166V165H154ZM93 168V166H91ZM156 167V166H155ZM159 167V166H157ZM102 169L105 170V168L101 167ZM107 168V167H106ZM161 168V167H160ZM94 169V168H93ZM91 169V170H93ZM97 169V168H96ZM124 169V168H123ZM162 169V168H161ZM98 170V169H97ZM96 170V171H97ZM99 172H101L100 170H98ZM47 172V173H46ZM99 172H96L97 174H99ZM11 173V172H10ZM49 173H52V176L49 178L47 177V175ZM109 173V172H108ZM103 174V173H102ZM26 175V174H25ZM24 175V176H25ZM108 175V174H107ZM23 176V175H22ZM102 176L105 177V174H103ZM101 176V177H102ZM96 177V176H95ZM101 177L99 178L101 180ZM5 178V177H4ZM25 178V177H24ZM64 178H66L64 176ZM89 178V179H90ZM23 179V178H21ZM34 179V180H33ZM37 179V180H38ZM94 179V178H92ZM91 179V180H92ZM107 178H105L106 180ZM33 180V181H32ZM36 180V181H37ZM38 180V181H40ZM97 180V179H96ZM96 180H94L96 182ZM3 181V180H2ZM83 181V180H81ZM87 181V180H86ZM104 181V180H103ZM102 181V183H103ZM89 182V181H88ZM100 182V181H98ZM96 182L97 184H100ZM9 183V182H8ZM20 183V182H19ZM82 183V182H81ZM85 183V182H83ZM105 183V182H104ZM34 184V183H33ZM90 184V183H87V185ZM101 185V184H100ZM99 185V186H100ZM31 185H29L30 187ZM103 186H105V188L107 190H110L111 192L113 193H116V189L110 184L109 181L106 180V183L103 184ZM90 187V185H89ZM102 187V186H101ZM28 188V187H27ZM26 188V189H27ZM12 189V190H10ZM78 189V188H77ZM83 189V188H82ZM85 190V189H83ZM249 191L251 190V193H256V196H251V195H248L246 194L245 192L246 191ZM7 191V192H5ZM23 191V190H22ZM21 191V192H22ZM28 191V189H27ZM33 192V191H32ZM32 192L30 194H32ZM78 195H76L75 194ZM80 192V191H79ZM82 192V190H81ZM84 192H89V191H84ZM83 192V194H84ZM121 194V193H120ZM81 195V194H80ZM88 195V193L86 194ZM119 195V194H118ZM27 198V197H26ZM25 198V200H26ZM88 198H91V197H88ZM120 198V197H119ZM255 198V199H254ZM28 199V198H27ZM146 200V199H145ZM154 200V201H153ZM24 201V200H23ZM27 201V200H26ZM115 201V202H116ZM9 202L11 203V205H9ZM25 203V202H24ZM27 203V202H26ZM144 204V205H145ZM24 206V205H23ZM141 207V206H140ZM104 210V212L102 211V209ZM3 217H6V218H3ZM163 233H173L175 232L174 230H170V229H165V230H162ZM202 250L204 251V253L208 256V258L214 263V264H224L213 252H210L208 251L207 249L205 248H202Z\"/></svg>", "mask_w": 264, "mask_h": 264}, {"label": "snow or ice", "instance_id": "3", "mask_svg": "<svg viewBox=\"0 0 264 264\" xmlns=\"http://www.w3.org/2000/svg\"><path fill=\"white\" fill-rule=\"evenodd\" d=\"M236 98L239 99L241 116L238 129L247 134H253L254 131L264 134V86L258 90L244 89L236 93ZM260 152L262 162L259 166L264 168V145H260ZM208 192L212 199L203 202L201 208L193 207L191 210L200 217L197 220L189 217L193 227L225 249V259H229L230 253L247 256L256 250L264 255V207L227 189L216 188L214 184L208 185ZM117 231L127 232V243L119 239L109 242L103 248L104 258L100 264H192L185 251L195 250H188L184 245L176 247L172 237L131 230ZM89 250L93 255L88 257L85 253L80 257L79 264H97L95 253L100 250L94 244L90 245ZM198 264L206 262L201 258Z\"/></svg>", "mask_w": 264, "mask_h": 264}, {"label": "water", "instance_id": "4", "mask_svg": "<svg viewBox=\"0 0 264 264\" xmlns=\"http://www.w3.org/2000/svg\"><path fill=\"white\" fill-rule=\"evenodd\" d=\"M107 15L109 16V18H110V20L112 19L111 18V15H110V13L107 11ZM112 21V20H111ZM196 158H197V154H191L190 156H189V159L191 160V161H195L196 160Z\"/></svg>", "mask_w": 264, "mask_h": 264}]
</instances>
